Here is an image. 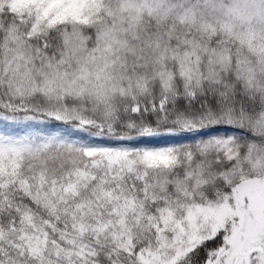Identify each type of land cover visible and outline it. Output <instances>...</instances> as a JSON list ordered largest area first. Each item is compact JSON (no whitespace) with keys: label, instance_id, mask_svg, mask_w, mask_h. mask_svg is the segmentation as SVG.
<instances>
[{"label":"snow or ice","instance_id":"6c2138e0","mask_svg":"<svg viewBox=\"0 0 264 264\" xmlns=\"http://www.w3.org/2000/svg\"><path fill=\"white\" fill-rule=\"evenodd\" d=\"M0 264H264V0H0Z\"/></svg>","mask_w":264,"mask_h":264}]
</instances>
